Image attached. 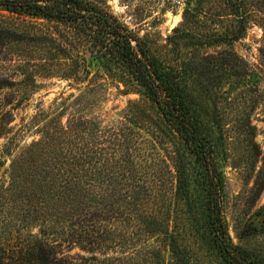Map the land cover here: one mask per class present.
<instances>
[{
	"label": "trees",
	"instance_id": "trees-1",
	"mask_svg": "<svg viewBox=\"0 0 264 264\" xmlns=\"http://www.w3.org/2000/svg\"><path fill=\"white\" fill-rule=\"evenodd\" d=\"M184 3L182 21L167 38L170 63L99 0H0V10L54 24L42 34L2 28L3 46L52 41L66 55L70 46L79 55L71 75L81 80L80 71L103 69L124 93H138L153 109L132 102L110 124L83 107L65 122V110L35 119L46 122L40 138L12 159L0 198L6 197L4 206L20 205V224L39 226L40 235L29 233L12 249L0 242V264H192L190 233L223 264H264L233 242L223 217L231 128L221 112L229 101L226 83L239 86L242 98L264 94L259 71L232 48L253 22L264 27V0ZM26 73L19 81L0 74L1 126L24 101L15 86L26 84ZM98 87L84 89L74 104ZM244 122L237 123L254 135L256 126ZM166 149L170 165L153 153ZM160 161L172 175L170 196ZM5 163L0 156V170ZM172 200L179 217L173 227L174 210L165 209Z\"/></svg>",
	"mask_w": 264,
	"mask_h": 264
},
{
	"label": "rangeland",
	"instance_id": "rangeland-1",
	"mask_svg": "<svg viewBox=\"0 0 264 264\" xmlns=\"http://www.w3.org/2000/svg\"><path fill=\"white\" fill-rule=\"evenodd\" d=\"M99 2L136 32L148 44L153 54L165 62H172V49L167 38L182 21L184 0ZM2 28H10L24 34H42L54 31V24L0 10V30ZM59 42L61 43V40ZM65 47L68 55L60 53L52 41L35 43L30 40L25 44L13 43L6 46L0 42V74L15 77L19 81L24 78L22 73L27 72L26 84L15 86V89H21L16 94L17 98H23L24 101L12 111L10 119L5 117V126L0 125V156L6 159L0 170V184L6 180L12 159L18 156L26 145L40 138L41 127L46 122L41 120L39 123L36 120L43 116L55 117L65 110V122L66 116L83 107L86 114L99 115L105 120V124H110L121 119L132 102H141L144 109L153 113L145 99L138 93H124L125 86L110 78L103 69L92 67L89 72L80 71L81 80L78 75H71V70H76L79 55L74 48L67 45ZM232 48L252 68L259 71L262 79L260 90L264 92V27L258 22H253L246 37L234 43ZM33 76L34 80L31 79ZM95 85L99 87L83 96L80 106L77 107L74 104L77 96L84 92V89ZM223 88L228 89L230 94L229 101L224 102L226 107L221 108V112H225L227 126L231 128L227 141L228 160L223 169V217L233 242L264 258V94L242 98L238 93L239 86L226 83ZM67 98L71 99L65 100ZM42 110L45 113L38 116ZM0 119H4V116ZM247 119L256 126L254 135L237 123ZM6 147L10 148L9 154L3 152ZM153 153L157 158H165L169 163L167 149L153 150ZM160 165L168 191L165 196H170L173 191L170 190L172 175L165 163L160 161ZM5 198H0V242L12 249L19 244L20 239L28 237L29 233L36 236L40 233L37 225L23 228L19 221L21 206L15 203L4 206ZM159 202L164 205L162 198ZM170 203L172 205L166 203L165 209L171 207L174 210L171 220L173 227L176 219H179L175 211L178 205L176 206L173 200ZM185 240L191 251L192 264H223L194 234H187ZM157 244L169 258L170 253L165 249V244ZM77 252L78 249L64 250L65 254Z\"/></svg>",
	"mask_w": 264,
	"mask_h": 264
}]
</instances>
